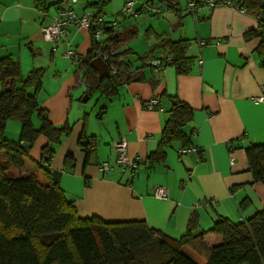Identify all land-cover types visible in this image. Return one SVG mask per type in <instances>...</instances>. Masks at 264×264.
I'll return each mask as SVG.
<instances>
[{"label":"crops","instance_id":"obj_1","mask_svg":"<svg viewBox=\"0 0 264 264\" xmlns=\"http://www.w3.org/2000/svg\"><path fill=\"white\" fill-rule=\"evenodd\" d=\"M89 1L77 13L103 14L108 20L126 0H117L113 9L104 6L111 0ZM134 1L139 14L125 17L114 30L135 33L116 50L129 51L121 59L129 62L137 78L122 82L114 95L106 97L101 91L88 94L80 66L91 45L86 29L70 25L65 38L56 43L41 35V26L53 19L58 0H0V58L17 61L22 77L42 70L36 92L39 107L55 127L69 128L53 145L49 170L59 174L60 187L79 217L140 220L175 239L190 224L200 232L220 218L245 221L264 209V184L252 179L245 154L247 146L264 144V47L260 36H245L259 28L260 11L264 23V0L257 8L254 0H246L249 11L245 0H231L243 10L199 5L194 16L185 10L186 0H176L174 8L161 0ZM150 2L162 3V12L146 11ZM65 40L77 52L74 60L63 54ZM167 40L183 41L184 55L190 59L188 73H177L172 64L161 70L152 66L153 60L168 54L161 45ZM174 96L193 110L184 127L191 145L186 148L172 141L164 147L162 160L151 159L148 155L157 149ZM260 96L262 100L255 101ZM152 99L157 102L148 108ZM15 121L9 120L4 132L14 142L17 136L10 135L19 132ZM39 138L30 149L36 154L30 156L29 151L21 174H35L37 166L42 167L41 152L48 139ZM119 138L126 139L129 155L142 157L132 176L116 161L112 143ZM181 149L186 151L180 153ZM104 161L110 167L106 173L100 170ZM157 185L168 189L167 198L153 196ZM220 240L216 233L205 235L208 245Z\"/></svg>","mask_w":264,"mask_h":264},{"label":"trees","instance_id":"obj_2","mask_svg":"<svg viewBox=\"0 0 264 264\" xmlns=\"http://www.w3.org/2000/svg\"><path fill=\"white\" fill-rule=\"evenodd\" d=\"M161 1H166L171 8L176 2ZM262 1L254 0L255 8ZM243 4L249 11V3L245 0ZM260 18L259 28L246 31L245 36H260V46L264 47L261 13ZM105 32L106 45L102 50L114 51L106 61L108 66L114 67V72L99 77L91 66L90 61L99 54L92 38L80 66L84 70L88 94L101 91L109 97L122 82L137 78L129 62L121 59L129 51L116 50L135 33H119L113 28ZM161 45L168 52L159 60L163 67L172 64L177 73H188L190 59L184 55L183 41L167 40ZM41 74L39 69L22 77L17 61L0 58V264H199L187 249L200 256L204 264H264V209L237 223L220 218L212 227L200 232L194 231L190 224L177 239L149 228L140 220L80 218L73 201L66 198L60 187L59 174L48 168L53 145L59 143L69 128L65 125L55 127L47 112L39 107L36 92L41 85ZM34 114L40 122L38 128L32 123ZM192 115L193 110L186 102L177 96L170 98L168 117L157 149L148 157L162 160L164 147L172 141L189 147L191 140L184 127L192 120ZM10 119L20 123L19 138L15 142L4 138V129ZM41 133L47 137L48 144L42 148V167L37 168L46 182H40L34 173L21 174L28 152ZM245 154L252 179L264 184V144L247 146ZM72 158L68 155L66 159L72 161ZM10 169L17 172L12 174ZM210 232L221 236V240L208 245L205 235Z\"/></svg>","mask_w":264,"mask_h":264},{"label":"built area","instance_id":"obj_3","mask_svg":"<svg viewBox=\"0 0 264 264\" xmlns=\"http://www.w3.org/2000/svg\"><path fill=\"white\" fill-rule=\"evenodd\" d=\"M81 4L82 0H59L57 11L51 22L47 25L41 26V35L44 40L56 43L65 38V36L68 34V27L70 25H74L77 29H86L89 32L91 38L98 45V56H100L106 62L114 54V51L102 50V48L106 45V41L103 37L106 35L105 30L107 28L114 29L127 16H137L139 11L135 8V1L126 0L120 11L113 17L111 16L108 20L105 19L103 14H94L91 12H82L81 14H78L76 9L79 6H82ZM199 5H206L209 8L217 5H232L243 10V8L239 7L238 5L232 4L231 0H186L185 10L194 16ZM162 9V3L150 2L146 4V11L152 13L153 15L160 14ZM64 44V56L74 60L77 54L76 50L72 48L69 40H65ZM152 66L158 70L163 68V65L157 59L152 61ZM109 69L112 72L115 70L112 65L109 66ZM261 87L263 90V86ZM261 100L262 96L255 98V101ZM156 102L157 101L155 99L150 100L147 104V107L152 108ZM112 146L117 153L116 161L122 167V171L127 170L132 176L142 157L136 154L129 155L128 143L125 138H119L113 141ZM193 150L196 151L197 149L194 148ZM185 151L186 150L181 149L180 153H184ZM109 169L110 167L107 161L101 163L100 170L102 173H106ZM153 196L159 199H165L168 196V189L165 186L157 185L153 189Z\"/></svg>","mask_w":264,"mask_h":264},{"label":"rangeland","instance_id":"obj_4","mask_svg":"<svg viewBox=\"0 0 264 264\" xmlns=\"http://www.w3.org/2000/svg\"><path fill=\"white\" fill-rule=\"evenodd\" d=\"M86 0H82V6H79V7H81L80 9H82V7H83V9H85L86 8V2H85ZM89 1V0H88ZM121 1H123V0H119V3L121 2ZM90 2V1H89ZM116 2H117V0H111V2H107L104 6L105 7H107L108 5H109V7H110V9H113V8H115L117 5H115L116 4ZM84 3V4H83ZM79 7H78V9H79ZM88 8V7H87ZM91 8V7H90ZM118 10H120V9H118ZM119 12V11H118ZM105 14V13H104ZM115 15V13H111V15L110 16H114ZM128 17V16H127ZM131 17H133V16H131ZM33 119H34V122H32L33 123V125L35 126V127H39V121H38V118H37V116L34 114L33 115ZM9 121V120H8ZM7 121V122H8ZM11 123H17L15 120H11L10 119V124ZM19 123V122H18ZM5 129H6V126H5ZM5 129H4V132H5ZM12 130H11V127H9V132L8 133H10ZM13 132H14V129H13ZM17 132H18V130H16L15 131V135L13 134V135H10V138H12V136H17V137H13V138H16L15 140H17L18 138H19V132H20V123H19V132H18V134H17ZM39 137H41L42 139L45 137V135L44 134H39L37 137H36V139L34 140V142L33 143H35L36 141L38 142V139H40ZM4 138H6L5 136H4ZM7 140H9V139H7ZM12 140H14V139H12ZM32 145H34V144H32ZM32 147V146H31ZM31 149V148H30ZM30 151V150H29ZM31 152V151H30ZM39 152V151H38ZM34 153L36 154V151H33V153L31 152L30 153V156H34ZM31 154H33V155H31ZM38 154V153H37ZM28 156H29V152H28ZM38 158H40V157H38ZM53 158V157H52ZM9 172H11L12 174H15L16 172H17V170H15V169H10V170H8ZM35 175L37 176V178H38V180L41 182H43L44 181V179L42 178V174H40V173H38V170H37V173H35ZM80 218H91V217H80ZM187 251H188V253L189 254H191L192 255V257L199 263V264H204V260L200 257V256H198L197 254H195L194 252H191L190 250H188L187 249Z\"/></svg>","mask_w":264,"mask_h":264},{"label":"water","instance_id":"obj_5","mask_svg":"<svg viewBox=\"0 0 264 264\" xmlns=\"http://www.w3.org/2000/svg\"><path fill=\"white\" fill-rule=\"evenodd\" d=\"M263 6V2H261V7ZM262 15V11L260 12ZM91 66L97 71L99 77H103L110 74V69L107 63L100 57L96 56L90 61ZM88 98V95H85L83 101ZM248 264V263H244Z\"/></svg>","mask_w":264,"mask_h":264}]
</instances>
